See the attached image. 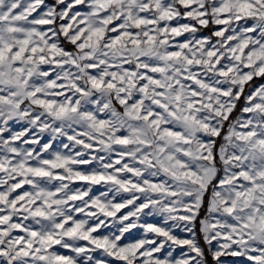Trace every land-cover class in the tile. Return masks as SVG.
Returning a JSON list of instances; mask_svg holds the SVG:
<instances>
[{"label": "snow or ice", "instance_id": "snow-or-ice-1", "mask_svg": "<svg viewBox=\"0 0 264 264\" xmlns=\"http://www.w3.org/2000/svg\"><path fill=\"white\" fill-rule=\"evenodd\" d=\"M0 264H264V0H0Z\"/></svg>", "mask_w": 264, "mask_h": 264}, {"label": "rangeland", "instance_id": "rangeland-1", "mask_svg": "<svg viewBox=\"0 0 264 264\" xmlns=\"http://www.w3.org/2000/svg\"><path fill=\"white\" fill-rule=\"evenodd\" d=\"M177 254H179V250H177Z\"/></svg>", "mask_w": 264, "mask_h": 264}]
</instances>
